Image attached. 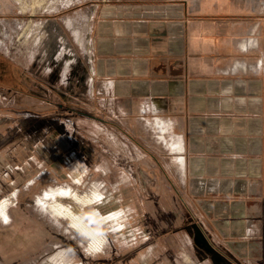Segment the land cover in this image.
I'll return each instance as SVG.
<instances>
[{
	"label": "crops",
	"instance_id": "obj_1",
	"mask_svg": "<svg viewBox=\"0 0 264 264\" xmlns=\"http://www.w3.org/2000/svg\"><path fill=\"white\" fill-rule=\"evenodd\" d=\"M181 10L101 13L85 46L65 22L47 24L37 60L163 143L154 194L167 227L190 223L188 261L264 264V15Z\"/></svg>",
	"mask_w": 264,
	"mask_h": 264
},
{
	"label": "rangeland",
	"instance_id": "obj_2",
	"mask_svg": "<svg viewBox=\"0 0 264 264\" xmlns=\"http://www.w3.org/2000/svg\"><path fill=\"white\" fill-rule=\"evenodd\" d=\"M167 8L188 10L190 19L198 12L227 19L264 15V0H0L6 73L0 77V202L12 200L9 222L0 218V264H192L190 223L180 218L167 227L171 219H162L154 194L162 185L155 180L162 175L159 163L166 162L163 143L139 117H114L97 95L93 99L69 78L57 80L36 55L47 24L65 22L85 46L101 13L116 17L131 10L145 20ZM75 78L80 84V75ZM121 180L128 183L118 186ZM60 186L80 194L96 190L107 200L98 214L94 205L64 200L103 235L100 248L91 247L71 219L42 205L45 191Z\"/></svg>",
	"mask_w": 264,
	"mask_h": 264
},
{
	"label": "bare ground",
	"instance_id": "obj_3",
	"mask_svg": "<svg viewBox=\"0 0 264 264\" xmlns=\"http://www.w3.org/2000/svg\"><path fill=\"white\" fill-rule=\"evenodd\" d=\"M68 25L72 26L71 22L68 21ZM182 148V143L179 142L177 145ZM204 187V186H202ZM101 196L96 190L91 193L80 194L77 190L72 189L69 186H60L58 188H50L46 190L43 197L41 198L42 205L49 209L54 215L66 217L73 221L74 228L78 229L82 235H84L91 247L100 248L104 242V237L101 233L92 226L82 215V211L76 210L75 206L70 202L78 203L80 206L87 204L94 205L96 213L100 212V205L106 202L107 200L101 201ZM70 202H66V201ZM10 199H4L0 202V218L9 222L10 214L8 212ZM65 251H61L60 258L65 254ZM52 264H57V259H55Z\"/></svg>",
	"mask_w": 264,
	"mask_h": 264
},
{
	"label": "flooded vegetation",
	"instance_id": "obj_4",
	"mask_svg": "<svg viewBox=\"0 0 264 264\" xmlns=\"http://www.w3.org/2000/svg\"><path fill=\"white\" fill-rule=\"evenodd\" d=\"M1 70V69H0ZM6 76V73H4V71L2 73H0V77H5ZM20 79L22 80L23 77L20 76Z\"/></svg>",
	"mask_w": 264,
	"mask_h": 264
},
{
	"label": "trees",
	"instance_id": "obj_5",
	"mask_svg": "<svg viewBox=\"0 0 264 264\" xmlns=\"http://www.w3.org/2000/svg\"><path fill=\"white\" fill-rule=\"evenodd\" d=\"M3 68H4V67L1 66V62H0V69H1V70H0V73H2V72L4 71ZM4 72H5V71H4Z\"/></svg>",
	"mask_w": 264,
	"mask_h": 264
}]
</instances>
